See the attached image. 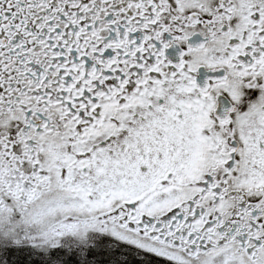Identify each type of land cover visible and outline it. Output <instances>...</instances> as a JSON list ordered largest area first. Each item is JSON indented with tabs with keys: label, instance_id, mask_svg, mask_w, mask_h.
<instances>
[{
	"label": "snow or ice",
	"instance_id": "obj_1",
	"mask_svg": "<svg viewBox=\"0 0 264 264\" xmlns=\"http://www.w3.org/2000/svg\"><path fill=\"white\" fill-rule=\"evenodd\" d=\"M0 264H264V0H0Z\"/></svg>",
	"mask_w": 264,
	"mask_h": 264
}]
</instances>
